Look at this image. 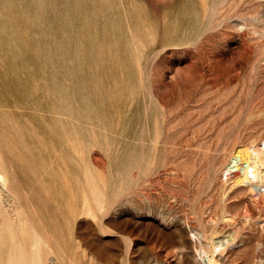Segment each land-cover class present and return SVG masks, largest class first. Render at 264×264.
Masks as SVG:
<instances>
[{
  "label": "rangeland",
  "instance_id": "1",
  "mask_svg": "<svg viewBox=\"0 0 264 264\" xmlns=\"http://www.w3.org/2000/svg\"><path fill=\"white\" fill-rule=\"evenodd\" d=\"M263 145L264 0H0V264H264Z\"/></svg>",
  "mask_w": 264,
  "mask_h": 264
},
{
  "label": "bare ground",
  "instance_id": "2",
  "mask_svg": "<svg viewBox=\"0 0 264 264\" xmlns=\"http://www.w3.org/2000/svg\"><path fill=\"white\" fill-rule=\"evenodd\" d=\"M263 148H264V145H263ZM236 154H237L236 159L242 160L244 162V164H243L244 165V168L242 166V168H243L242 175L243 176H242V178L237 179V182H236L237 184L238 183H241V182H243L245 180H249L250 175L253 178H256L258 176H261L262 174L264 175V149L260 148L257 152H254L253 151V148H250V149H241ZM236 159L233 160V162H231V165L228 167V171H231V172L232 171L233 172H237L238 171L239 168L236 165L237 164L236 163ZM225 172H227V171H225ZM237 175H239V174H236V176ZM236 176H234V177H236ZM11 178L12 177L9 176L3 170V168H2V166L0 164V218L1 217H4V216L7 217V215L9 216V213L7 211L8 208H5V207L7 205H9L10 203H7L6 204V203L3 202L2 196H4V195H8V197L10 196V197L13 198V203H12V205H10V208H9V209H12L13 211H10V213L13 212L12 214L15 215L16 211L17 210L19 211L23 207V203L21 202L20 195L18 194L17 190L15 189V187L13 185V182H12L13 179H11ZM13 216H11L12 218L11 217H9V218L14 219ZM17 217H19V216L15 215V219H17ZM33 236H35L34 237L35 239L37 238L35 234H33ZM38 239H40V238H38ZM32 242H33V240H32ZM30 244H31V242H30ZM35 244H36V242H34V245ZM34 245H30L29 247L32 248V246H34ZM26 247H27V245H26ZM32 256H33V253H32ZM208 263H209V259H208Z\"/></svg>",
  "mask_w": 264,
  "mask_h": 264
}]
</instances>
